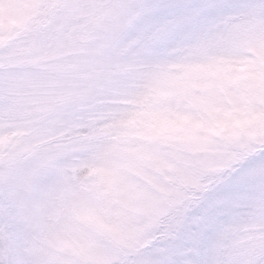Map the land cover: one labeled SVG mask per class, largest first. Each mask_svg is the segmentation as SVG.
<instances>
[{
  "label": "clouds",
  "instance_id": "clouds-1",
  "mask_svg": "<svg viewBox=\"0 0 264 264\" xmlns=\"http://www.w3.org/2000/svg\"><path fill=\"white\" fill-rule=\"evenodd\" d=\"M0 264H264V0H0Z\"/></svg>",
  "mask_w": 264,
  "mask_h": 264
}]
</instances>
